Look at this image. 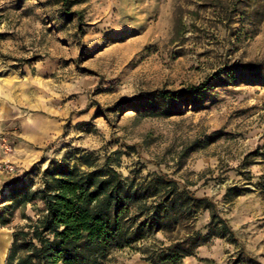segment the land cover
<instances>
[{
	"label": "rangeland",
	"instance_id": "1",
	"mask_svg": "<svg viewBox=\"0 0 264 264\" xmlns=\"http://www.w3.org/2000/svg\"><path fill=\"white\" fill-rule=\"evenodd\" d=\"M68 2L0 0V132L14 139L9 158L19 170L17 179L0 176V210L12 205L5 185L33 192L50 162L85 169L77 158L87 151L97 164L109 157L123 177L168 174L216 204L233 236L211 239L182 264H264V193L255 186L264 176V0ZM205 81L199 111H116ZM42 209L35 199L8 212L0 264H15L13 234ZM208 220L203 212L196 226ZM100 264L146 263L124 250Z\"/></svg>",
	"mask_w": 264,
	"mask_h": 264
},
{
	"label": "trees",
	"instance_id": "2",
	"mask_svg": "<svg viewBox=\"0 0 264 264\" xmlns=\"http://www.w3.org/2000/svg\"><path fill=\"white\" fill-rule=\"evenodd\" d=\"M68 1L61 0L66 8L73 5ZM250 68L257 71L255 66ZM207 89L205 81L176 91H153L139 99L140 106H116V111L134 107L143 116L164 117L182 114L181 107L199 111L204 108L202 93ZM217 137V132L211 133L206 143ZM77 161L85 169L50 162L33 192L23 182L1 189L2 198L8 195L12 205L0 210V226L9 223L12 208L35 199L43 204L37 218L24 217L27 226L13 234L9 263L100 264L109 253L128 250L146 264H182L211 239L233 236L213 201L197 197L168 174L133 171L123 177L109 157L97 164V158L87 151ZM29 175L31 171L24 177ZM255 186L264 193V176ZM203 212L209 220L198 228ZM19 253L23 255L17 257Z\"/></svg>",
	"mask_w": 264,
	"mask_h": 264
},
{
	"label": "built area",
	"instance_id": "3",
	"mask_svg": "<svg viewBox=\"0 0 264 264\" xmlns=\"http://www.w3.org/2000/svg\"><path fill=\"white\" fill-rule=\"evenodd\" d=\"M15 142L8 132H0V176L13 180L19 178V170L9 156L12 154ZM3 194H7L2 192Z\"/></svg>",
	"mask_w": 264,
	"mask_h": 264
}]
</instances>
